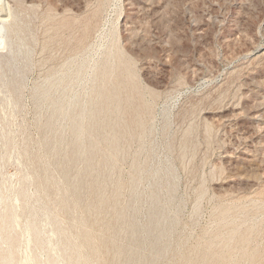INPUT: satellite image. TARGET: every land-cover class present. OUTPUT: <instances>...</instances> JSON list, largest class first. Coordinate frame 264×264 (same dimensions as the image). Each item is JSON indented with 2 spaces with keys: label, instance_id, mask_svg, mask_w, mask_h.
<instances>
[{
  "label": "rangeland",
  "instance_id": "rangeland-1",
  "mask_svg": "<svg viewBox=\"0 0 264 264\" xmlns=\"http://www.w3.org/2000/svg\"><path fill=\"white\" fill-rule=\"evenodd\" d=\"M2 4L11 36L22 34L30 49V64L17 90L9 74L0 78V199L23 209L26 175L27 193H40L42 163L53 158L48 138L60 141L56 156L67 166L79 157L69 168L73 180L83 178L84 202L69 212L57 203V189L42 195L73 235L89 232L98 247L90 263L112 264L108 243L131 247L132 264H146L155 246L168 247L159 264H264V0ZM116 45L124 56L108 74L102 69ZM49 78L58 82L46 100ZM116 88L94 120L89 101ZM73 94L79 100L70 105ZM56 102L68 104L66 117ZM83 114L96 145L89 162L74 143V121ZM117 215L123 226L137 224L133 238L142 246L124 234L109 240ZM18 245L0 244V264Z\"/></svg>",
  "mask_w": 264,
  "mask_h": 264
},
{
  "label": "bare ground",
  "instance_id": "bare-ground-1",
  "mask_svg": "<svg viewBox=\"0 0 264 264\" xmlns=\"http://www.w3.org/2000/svg\"><path fill=\"white\" fill-rule=\"evenodd\" d=\"M5 11L6 9L2 4V0H0V78H3L2 75L4 74H9L10 79H8L7 83L15 85L17 90V88L23 85L26 68L30 64V49L24 43V37L22 34L18 32V35L16 33L15 37L11 36L10 28L6 21ZM259 52H261V50H259ZM123 54V50L120 46L116 45L108 58L109 60H112L111 65H109L110 61H108L107 63L109 66L102 70L108 74L114 72L117 69L119 62L121 64L122 57L124 56ZM57 82V80L54 81L53 78H49L43 85L44 87L41 90V97H44L47 100ZM118 94L119 89L117 88L113 91H102L99 92V99L97 101H89L94 120L97 119L96 115H99L105 104L116 98ZM78 100V95L73 94L68 100V104H76ZM58 104L59 103L56 102V107ZM68 104L60 103L58 105L56 110L59 117H66L69 114ZM83 117L84 114L82 116H77V120L74 121V136L76 140L74 143L76 152L83 150V153L85 154L84 159L86 162H89L94 157L96 145L94 139L87 137L88 128L85 126V122L82 121ZM61 140H65L64 137H62ZM59 142L60 141H50L48 138L44 142L47 155L53 158L50 160L48 157L49 161L46 162V164L42 163V165L44 164V177L46 178L45 181L41 182V187L39 189L40 193L37 192L36 195L33 196L27 193L25 184L30 178L26 175L23 176L24 181L20 188V197L23 199L25 205L23 206V209H21L22 206H17L16 204L11 206L5 197L0 199V202L3 204L0 208V220L2 224L0 226V244L3 245L6 243L8 249H12L10 247L19 241L17 250L14 249L11 251L8 258L2 257L5 264H13L15 261L20 264H95L94 262L90 263L92 260L91 254L95 255L98 251V247L96 246V242L91 239L89 232L86 230H80L78 232L79 236L73 235L65 222L60 220L58 215L52 210L51 202L46 200L42 195V192L45 193L49 188L57 189L59 192L57 203L62 205L64 209L69 212H75L84 202L83 178L75 176L76 180H73L69 168L78 161L77 159H79V157L76 154L75 156H71L68 160L70 166H67L64 161L62 162L60 158L56 156L58 152H61ZM114 142L116 144V141ZM27 152L28 150L26 149L25 154ZM12 153L13 152H11V155ZM0 158H2L1 155ZM34 158L41 160L42 162L41 156L36 155ZM43 168H41V170ZM50 169L59 170L61 174L56 177L52 176L49 173ZM39 176L40 174L36 177ZM96 182L99 187V193H101L105 180L101 175H98L96 177ZM16 200L19 202V196ZM104 206L105 201L103 200L97 201L94 204V208L98 212L103 211ZM19 208L21 210H19ZM26 211H28V215L24 221H21L23 213ZM76 219L77 218L75 217L73 218V226L76 224ZM119 220L120 215H117L115 223L108 226L110 235L109 240H111L112 237L114 238L124 234L132 240L134 245L142 246L144 242L142 238H133L138 231L137 224L132 222L123 226L119 224ZM153 222L156 224L154 230L161 231L163 224H161L158 219H154ZM234 234L237 235L238 238L239 236H242L238 230H236ZM3 235L9 240L8 242L6 239L2 240ZM22 243L25 245L24 249ZM157 243H159V241ZM105 246L107 247L106 249L109 255H112L111 252L114 253L112 264H132L133 259L128 256L132 251L131 247L115 246L113 248H108V243H105ZM22 250L25 251L26 254L18 257L17 254H20ZM167 250V246H155L150 256L147 257L146 264H159V258L163 257ZM227 258H229V255ZM25 259L27 260L26 263H24Z\"/></svg>",
  "mask_w": 264,
  "mask_h": 264
}]
</instances>
